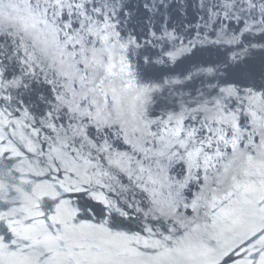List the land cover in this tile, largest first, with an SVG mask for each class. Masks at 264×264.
Wrapping results in <instances>:
<instances>
[{
    "label": "water",
    "instance_id": "obj_1",
    "mask_svg": "<svg viewBox=\"0 0 264 264\" xmlns=\"http://www.w3.org/2000/svg\"><path fill=\"white\" fill-rule=\"evenodd\" d=\"M0 264H264V0H0Z\"/></svg>",
    "mask_w": 264,
    "mask_h": 264
}]
</instances>
